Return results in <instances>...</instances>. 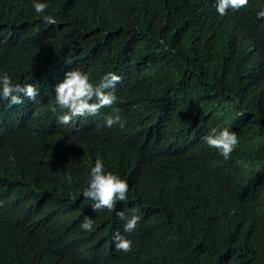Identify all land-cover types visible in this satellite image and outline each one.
<instances>
[{
  "label": "trees",
  "instance_id": "1",
  "mask_svg": "<svg viewBox=\"0 0 264 264\" xmlns=\"http://www.w3.org/2000/svg\"><path fill=\"white\" fill-rule=\"evenodd\" d=\"M48 4L45 11L56 16L55 25L34 12L31 0H0V71L14 83H35L37 98L42 100L22 129L4 122L7 102L0 101V134L35 127L38 138L55 132L52 125L44 126L54 85L74 67L95 80L105 72H118L127 88L117 93V101L108 108L126 111L121 116L124 127L117 125L107 135L101 128L90 134L68 129L69 139L91 138L92 150L74 156L79 149L70 155L61 148L27 146L30 161L38 163L17 170L1 159L8 133L1 136L0 177H9L0 181V195L3 203L9 201L23 214L0 204V256L12 246L6 237L18 241L38 229L53 244L32 243L33 255L27 260L1 258L0 264H34L33 259L43 260L37 250L54 254L61 247L71 209L82 202L78 191L98 157L110 171L138 167L148 160H157L162 167L189 169L164 209L192 217L182 224L195 238L204 236L208 254L228 261L234 258L232 264H264V24L256 16L264 0H251L246 8L223 16L200 7V0H48ZM238 112L244 113L242 132L238 131L239 143L227 160L218 151L152 150L127 166L113 152L129 146L130 138L143 128L142 135L150 127L157 131L165 123L189 117L195 125L225 126ZM127 150L119 153L125 155ZM67 173L73 183L65 187ZM53 192V205L37 212L38 200L47 201ZM57 194L71 199L64 204ZM85 215L92 218L93 227L103 217L87 209ZM170 233L176 242L149 245L147 250L179 253L180 243L192 236L188 231ZM78 264L112 262L102 246H89Z\"/></svg>",
  "mask_w": 264,
  "mask_h": 264
},
{
  "label": "clouds",
  "instance_id": "2",
  "mask_svg": "<svg viewBox=\"0 0 264 264\" xmlns=\"http://www.w3.org/2000/svg\"><path fill=\"white\" fill-rule=\"evenodd\" d=\"M250 2L251 0H200L199 6L208 11L216 10L223 16L231 10L239 12ZM31 6L35 13L42 16L45 23H57L56 16L45 11L49 6L48 0H31ZM256 16L264 24V5L256 12ZM124 88H127V83L122 82L118 72H105L100 80H95L81 68L68 69L62 79L54 85L48 118L44 121V126L52 125L55 132L38 138L36 127L27 131H3L0 138L8 133L5 140L8 143L3 145L1 159L12 170H17L31 168L38 163L35 160L30 161V150L27 146L38 149L45 145L51 150L61 148L69 151L70 155L79 149L80 152L73 154L74 156L87 149L92 150L94 145L91 138L69 139L67 130L77 128L90 134L101 128L107 135L117 125L123 128L121 116H126V111L111 109L108 106L115 104L117 93H123ZM132 89L135 90V86ZM38 92L39 88L35 83H14L7 72L0 71V101L7 102L4 122H13L19 125L18 129L26 127L37 112V107L42 105V100L37 98ZM6 117H12L14 120H8ZM243 121L244 113L238 112L228 119L225 126L195 125L193 117L179 122H168L161 125L157 131L154 127L148 128L147 134L142 135L144 128L140 129L138 135L130 138L129 146L113 152L119 155L127 166L139 161L152 150L156 153H171L184 149L185 154L193 148L200 154H203L204 150L212 154L218 151L227 160L239 143L237 133L242 132L240 123ZM123 149H128L125 155L119 153ZM64 164L61 158L59 165ZM162 166L157 160H148L138 167L110 171L106 169L102 158H96L93 166L87 170L83 187L78 191L82 202L72 207L65 223L66 240L54 254L48 250H37L38 257L44 260L51 255L46 264H78V257L82 256L89 246H102L112 264H232L234 258L228 261L223 256L208 254L204 249V236L195 238L193 233L185 228L182 222L192 218L191 216H177L174 211L164 209L165 202L175 198L176 186L186 178L189 169ZM7 177L9 176L0 177V181ZM65 180L66 183L62 186L66 187L67 183L71 185L72 175L65 174ZM55 195L53 192L47 201L38 200L37 212L51 207ZM57 197L64 204H68L71 199V195L57 194ZM2 199L4 198L0 195L2 206L23 214L22 211L11 207L9 201L3 203ZM85 209L102 214V220L97 226L93 227L92 218L84 216ZM61 221L62 219L57 223ZM170 231H188L192 234L189 240L180 243L181 252L147 250L149 245L163 246L176 242ZM127 232L130 234L129 239ZM46 236L38 229L24 233L19 236L18 241L6 237V241L12 246H8L0 259L20 257L27 260L33 255L29 251L32 249V243L36 246L43 242L53 244ZM42 261L36 258L31 262L41 264Z\"/></svg>",
  "mask_w": 264,
  "mask_h": 264
}]
</instances>
